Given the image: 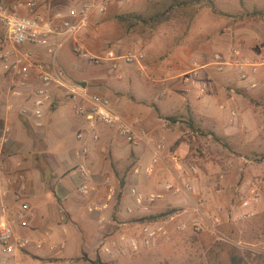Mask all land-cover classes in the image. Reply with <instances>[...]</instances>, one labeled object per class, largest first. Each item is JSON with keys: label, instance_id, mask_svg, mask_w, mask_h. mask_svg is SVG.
Masks as SVG:
<instances>
[{"label": "crops", "instance_id": "1", "mask_svg": "<svg viewBox=\"0 0 264 264\" xmlns=\"http://www.w3.org/2000/svg\"><path fill=\"white\" fill-rule=\"evenodd\" d=\"M35 1L38 4L37 13L49 20L57 13L66 15L68 9L80 0ZM124 1L108 7L104 13L96 12L97 17L101 20L107 17L106 14L114 13L117 17L121 13L131 12L128 2L122 5ZM228 9L231 7L228 6ZM130 39V35L120 37L117 43H127ZM186 44V40L171 43L168 45L171 58L165 54L162 62L151 60V65L146 67L151 75L150 80L155 81L152 71L156 72L160 64L168 65L166 68L170 72L175 57L173 50ZM114 47L119 52V46ZM208 69L202 70L203 79L211 82L210 89L204 95L188 91L182 82L169 91L155 92L149 88L140 91L134 84L135 71L131 66H123L114 83L101 78V83L106 86L103 89L108 90L114 108L126 117L141 119L152 142L150 145L145 141L129 145L116 132L101 125L98 126L100 140L79 139L82 141L80 150L75 155L70 153L64 164L60 160L69 153L64 155L52 149L53 144L59 141L55 133L63 127L62 121L57 120L58 110L47 113L45 127L39 130V139L29 138L28 141L23 139L20 130H29L32 121L18 111L7 110L10 98L3 89L4 93L0 95V126L4 122L9 123L13 136L11 143L2 151L4 167L0 169V222L13 224L21 237L35 242L43 240L44 246L38 248L32 244L2 264H89L82 259V254L94 259V242L99 243L100 256H104V245L122 234L134 235L138 233L139 226L146 222L165 225L183 215L187 206L194 207L201 200L212 201V205H223L225 214L222 221L232 226L233 238L230 239L233 242L236 241V234H247L249 221L260 218L264 223V190L256 185L264 177V171L241 169L243 172H228L231 168L230 158L221 157L212 149V137L219 129L214 114L220 97L217 85L222 81L229 86L231 80L221 77L220 81ZM0 87H6L2 80ZM259 91L251 90L249 96L253 98ZM239 98L240 95L233 89L228 90L224 103L219 106L227 115V120L221 126L226 132L249 129L246 112L250 110L249 116L252 118L255 115L249 109L255 103L250 100V107L245 110L239 105ZM14 101L19 104L23 102ZM224 104L226 108L222 107ZM231 109L237 112L232 122ZM14 115L19 117L18 121L12 118ZM52 130L55 131L54 138L48 134ZM84 130L85 126L81 128V131ZM31 141L35 147L25 153L21 146ZM159 145H163L164 150L160 152L158 162L153 164ZM85 146L90 149L87 157L81 155V149ZM197 149L203 152L200 157L195 155ZM174 155L179 156L178 163L173 161ZM185 180L192 181L194 193L174 195L164 190L167 182ZM82 184L93 190L87 196L80 194L84 198L81 201L79 196L73 194L72 188ZM132 189L137 190V196L132 194ZM96 194L98 201L94 199ZM152 194L161 197L151 202L149 198ZM257 195L259 199L256 203H248ZM24 204L29 206V211H24L22 217L20 210ZM250 212L254 216H247ZM145 218V222L140 221ZM131 224H134L133 228ZM114 225L127 228L115 232Z\"/></svg>", "mask_w": 264, "mask_h": 264}, {"label": "rangeland", "instance_id": "2", "mask_svg": "<svg viewBox=\"0 0 264 264\" xmlns=\"http://www.w3.org/2000/svg\"><path fill=\"white\" fill-rule=\"evenodd\" d=\"M127 2L132 11L121 13L117 17V14L114 13L106 14L107 17L100 20V17L96 15L98 13H93L88 27L82 32L85 44L84 51L103 56L109 50H114L115 45H118L121 50L119 52L116 50L119 54L130 49L142 50L146 57L141 65H123L124 67L131 66L132 70L135 71L134 84L140 91L146 88L155 92L164 89L169 91L181 82L179 76L192 68L194 58H200L207 62L215 53L228 56L232 50L236 49L244 57L259 61L264 60V0H126L122 5ZM228 6L231 9H228ZM128 35L132 39L127 43H117L120 37ZM184 40L187 41V44L172 52L175 57L170 72L166 68L168 65L160 64L156 68V72L152 71L155 81L150 80L151 75L146 69L151 65L150 61L160 60L162 62L167 54L169 55L168 58H171V53H168L170 51L168 45ZM53 51L56 66L63 72L64 80L67 83L86 82L89 93L106 95L111 99L108 90L103 89L106 86L101 83V78L110 79L111 83L116 82L123 66L118 72H111L108 68L99 66L90 61L89 58L77 54L71 42L56 46ZM207 71L219 77L220 81L221 77L231 80L229 86L226 85L227 83H221L222 81L217 85L220 97L217 100L216 113L214 114L219 129L218 133L212 137L215 142V144L212 142L211 145L213 151L221 157L228 156L230 158L231 168L228 172H243L241 169L248 170V172L264 171V88L256 89L260 90L259 93L251 98L249 96L250 91L239 86L231 69H227L223 73H219L213 68H209ZM231 89L238 96L240 95L238 103L245 110L250 107V100L255 103L253 108H249L255 113L253 118L249 116L250 110L246 112L249 129H236L226 132L224 128H221L227 120V115L226 112L221 111L219 106L224 103L227 92ZM53 104L58 110L57 120L62 121L63 127L57 129L55 134H57L59 141L53 144L52 149L53 151L59 150L58 152L64 155L69 153L67 157L60 160L64 164L67 158L71 156L70 153L75 155L80 150L82 141L78 140L90 141L91 134L86 128L81 131L85 124L75 118L72 104L61 92L60 87L54 89ZM12 118L15 121L19 120L16 115ZM243 120H245V116ZM30 127L27 131L20 130L23 139H39V129L35 128L33 124ZM53 130L48 133L52 138H54L53 133L55 132ZM99 133L101 134V131ZM207 135L209 134H203V136ZM34 147L33 141L21 146L25 153L30 152ZM195 155L200 157L203 152L197 149ZM61 170L63 172V169ZM79 187L72 188V192L75 196H79L82 201L84 198L83 196L80 197ZM98 197L96 194L94 199L97 200ZM208 204H212V201ZM185 211L183 215L165 225L158 221L160 224L157 226H163L167 233L163 234L151 246L140 247L138 251H132L126 243L118 242L117 247L113 249L110 255L101 257L112 264H159L167 255L168 257L172 255L181 256L183 249L179 253H175V249H179L180 243L184 240L197 236L207 249L215 242L221 245L234 244L242 252H248L256 258L252 264H264V223L260 221V218L249 221L247 234L245 236L236 234V241L233 242L230 239L233 238L232 226L226 221H223V224L219 226L222 237L210 232V230L197 232L193 225V219L197 217L193 205L187 206ZM114 226L116 227V225ZM130 227L133 228L134 224H131ZM121 228L127 227H116L115 232ZM118 239L119 237L115 240L118 241ZM161 250L165 252L163 255L157 256V251ZM151 252L156 253L150 257L149 253ZM98 255H101V247L99 243L94 242L92 257L96 258ZM85 256L88 257V254H82L84 261ZM220 259L222 264H230L226 247L221 251Z\"/></svg>", "mask_w": 264, "mask_h": 264}, {"label": "built area", "instance_id": "3", "mask_svg": "<svg viewBox=\"0 0 264 264\" xmlns=\"http://www.w3.org/2000/svg\"><path fill=\"white\" fill-rule=\"evenodd\" d=\"M122 1L80 0L68 9L66 15L57 13L52 19L46 20L37 13L38 4L35 0H0V80L6 83L5 88L0 87V95L4 89L10 98L7 110L18 111L22 116L30 119L35 128L42 130L45 127L46 115L54 103V89L60 87L61 92L72 104L75 118L85 124L94 142L100 140L98 126L103 125L116 132L129 145H138L143 141L150 145L152 139H148L141 119H129L118 112L106 95L91 94L87 88H83L78 83H67L63 72L55 62L54 48L71 42L77 54L108 68L111 72H118L123 65H141L146 55L138 49H130L121 54L111 49L103 56L84 51L82 32L88 27L93 13H104L108 7ZM206 68H213L219 73L231 69L239 86L247 91L264 88V60L244 57L234 49L228 56L215 53L207 62L194 58L192 68L179 76L188 91H196L199 95L207 93L211 82L202 77V70ZM14 100H23V102L19 104ZM222 107L226 108L227 105L224 104ZM230 113L232 122L237 112L231 109ZM12 136L11 125L4 122L0 126V169L4 167L2 151L11 143ZM162 150L164 146L159 145L153 164L161 158ZM89 154L90 149L87 146L81 149L82 156L87 157ZM172 159L176 163L180 160L178 155H174ZM82 171L85 173L84 167ZM257 183L256 185L264 190V177ZM91 189L86 184H82L79 192L87 196ZM164 190L174 195H189L195 192L191 180L167 182ZM132 194L137 196V190L132 189ZM160 197L161 195L152 194L149 200L154 202ZM258 199L257 195L248 203L254 204ZM194 210L197 217L194 218L193 225L197 232L210 230L214 234L223 236L219 230L225 213L223 205H212L208 204V201L201 200L195 204ZM24 211H29L27 204L22 206L20 216H24ZM247 216L252 217L254 213L250 212ZM157 225L149 222L141 224L138 233L131 236L122 234L118 241L112 240L104 245L103 253L110 255L118 242L126 243L132 251L151 246L167 233L163 226ZM32 244L42 248L44 241L35 242L30 238L21 237L16 233L13 224L0 222V264Z\"/></svg>", "mask_w": 264, "mask_h": 264}, {"label": "trees", "instance_id": "4", "mask_svg": "<svg viewBox=\"0 0 264 264\" xmlns=\"http://www.w3.org/2000/svg\"><path fill=\"white\" fill-rule=\"evenodd\" d=\"M56 109V106L53 104L49 112H53ZM146 220L147 219L145 218L140 221L145 222ZM180 244L181 247L179 249H175V253H179L180 250L183 249L181 256L172 255L168 257L167 255L161 262H159V264H222L220 256L221 251L224 250L225 247L227 248L230 264H252V262L256 259L250 253L242 252L239 248L234 246V244L227 243L221 245L215 242L207 249L203 246L197 236L186 239ZM164 252V250L157 251V256L163 255ZM155 253L156 252L149 253L150 257L155 255ZM85 261L89 264H112L111 262L104 260L100 255L94 259H90L85 256Z\"/></svg>", "mask_w": 264, "mask_h": 264}, {"label": "water", "instance_id": "5", "mask_svg": "<svg viewBox=\"0 0 264 264\" xmlns=\"http://www.w3.org/2000/svg\"><path fill=\"white\" fill-rule=\"evenodd\" d=\"M79 84H80L83 88H86V86H87L86 82H79Z\"/></svg>", "mask_w": 264, "mask_h": 264}]
</instances>
